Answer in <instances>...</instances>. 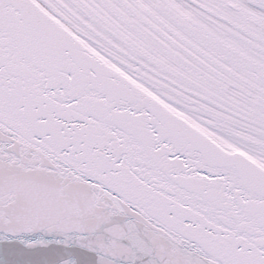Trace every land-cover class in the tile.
I'll return each instance as SVG.
<instances>
[{
  "label": "snow or ice",
  "instance_id": "1",
  "mask_svg": "<svg viewBox=\"0 0 264 264\" xmlns=\"http://www.w3.org/2000/svg\"><path fill=\"white\" fill-rule=\"evenodd\" d=\"M0 264H264V0H0Z\"/></svg>",
  "mask_w": 264,
  "mask_h": 264
}]
</instances>
